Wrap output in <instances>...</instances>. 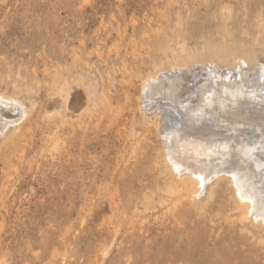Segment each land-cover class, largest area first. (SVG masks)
<instances>
[{
    "label": "rangeland",
    "instance_id": "rangeland-1",
    "mask_svg": "<svg viewBox=\"0 0 264 264\" xmlns=\"http://www.w3.org/2000/svg\"><path fill=\"white\" fill-rule=\"evenodd\" d=\"M207 46L226 62L196 61V104L227 49L264 66V0H0V97L22 106L2 109L0 264H264L228 182L183 188L141 110L143 77Z\"/></svg>",
    "mask_w": 264,
    "mask_h": 264
},
{
    "label": "bare ground",
    "instance_id": "bare-ground-1",
    "mask_svg": "<svg viewBox=\"0 0 264 264\" xmlns=\"http://www.w3.org/2000/svg\"><path fill=\"white\" fill-rule=\"evenodd\" d=\"M217 52L219 51L215 47L207 46L201 55L194 56L190 55L189 51H185V56L177 54L168 62L158 64L157 70L143 77L141 110H143V116H151L149 123L159 131L163 140L165 150L163 161L166 162L165 166L169 167L166 169L170 171L172 168L178 172L177 178L183 182L182 185L186 184L183 188L193 186L192 191L197 192L194 186L198 184L200 188H203L205 182L210 180L211 189L206 190L209 192L215 187L214 191H216V186L220 187L224 185L222 183L224 180L227 181L235 197L233 198L235 209L238 208L239 211L241 209L244 212L242 214L251 215L257 221L254 227L255 224L257 226L260 223V226H263L260 227L261 229L264 228V222L261 223L264 221V207L261 204V197L264 196V66L256 65V68L252 69L253 65H250L251 61L246 58L244 50L234 52L232 49L229 51L227 49V52L231 53V61H229L231 65L221 70L217 68L209 70V74L199 86L196 104L190 96L193 91L191 78L193 66L199 58L201 59L199 62H203V58L210 62L212 59L213 62V58L219 57L220 52L218 54ZM214 54L217 58L213 57ZM219 59L215 63L220 64L225 61ZM255 61L257 60L252 61V64L256 63ZM87 88L86 86V91ZM87 93L90 95L88 97H92V93ZM12 99V97L10 99L0 97V126L12 121L9 119L10 116L8 118L2 110L5 106L9 114L11 111L18 113L22 110L21 104ZM87 100L90 102V98ZM109 100L107 98V101ZM56 101L54 100V104ZM109 105H112L111 100ZM252 107L255 108L254 114L250 113ZM209 120L212 126H209ZM22 124L25 123L22 122ZM219 127H226V129L225 131L213 130ZM247 129L250 131L249 134L246 132ZM11 132L12 138L16 137L13 135L14 131L11 130ZM172 169L170 172H174ZM174 177L172 181L178 182L176 176ZM199 177H203V181ZM179 183L176 184L180 186ZM178 189L181 190L179 187ZM167 191L170 195L176 193L173 188ZM211 192L204 194L214 198V193ZM204 198L208 199L206 196ZM210 198L211 203L213 198ZM190 200L192 202L191 198ZM198 200H193L192 204H196ZM204 200H199V204L202 201L203 204L198 206L197 203L196 209L205 206ZM206 204L208 206V200ZM240 216L242 220L245 218L241 214Z\"/></svg>",
    "mask_w": 264,
    "mask_h": 264
},
{
    "label": "snow or ice",
    "instance_id": "snow-or-ice-1",
    "mask_svg": "<svg viewBox=\"0 0 264 264\" xmlns=\"http://www.w3.org/2000/svg\"><path fill=\"white\" fill-rule=\"evenodd\" d=\"M199 178L203 181V177H199ZM234 179H235V177H234ZM242 198H244V197H242ZM261 204H262V207H264V196L261 197Z\"/></svg>",
    "mask_w": 264,
    "mask_h": 264
}]
</instances>
